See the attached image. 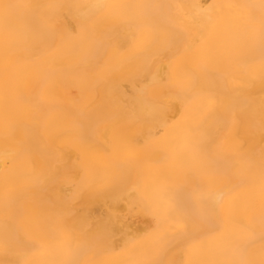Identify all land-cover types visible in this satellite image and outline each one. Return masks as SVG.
<instances>
[{
  "label": "bare ground",
  "instance_id": "1",
  "mask_svg": "<svg viewBox=\"0 0 264 264\" xmlns=\"http://www.w3.org/2000/svg\"><path fill=\"white\" fill-rule=\"evenodd\" d=\"M0 264H264V0H0Z\"/></svg>",
  "mask_w": 264,
  "mask_h": 264
}]
</instances>
